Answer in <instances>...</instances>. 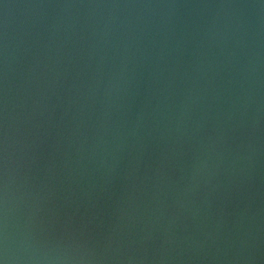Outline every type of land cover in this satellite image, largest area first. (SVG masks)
Segmentation results:
<instances>
[{"label":"water","instance_id":"obj_1","mask_svg":"<svg viewBox=\"0 0 264 264\" xmlns=\"http://www.w3.org/2000/svg\"><path fill=\"white\" fill-rule=\"evenodd\" d=\"M0 264H264V0H0Z\"/></svg>","mask_w":264,"mask_h":264}]
</instances>
